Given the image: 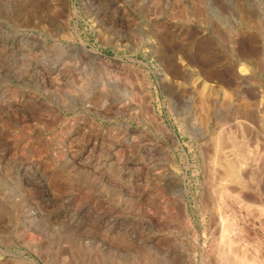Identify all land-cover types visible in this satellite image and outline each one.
<instances>
[{"label": "rangeland", "instance_id": "obj_1", "mask_svg": "<svg viewBox=\"0 0 264 264\" xmlns=\"http://www.w3.org/2000/svg\"><path fill=\"white\" fill-rule=\"evenodd\" d=\"M225 261L264 264V0H0V264Z\"/></svg>", "mask_w": 264, "mask_h": 264}, {"label": "bare ground", "instance_id": "obj_2", "mask_svg": "<svg viewBox=\"0 0 264 264\" xmlns=\"http://www.w3.org/2000/svg\"><path fill=\"white\" fill-rule=\"evenodd\" d=\"M218 165V164H217ZM227 166V165H226ZM222 167V166H221ZM229 171V170H228ZM231 171H233V170H231ZM230 177H231V175H229ZM230 180H232V179H230ZM226 259V258H225ZM224 260V259H223ZM221 261V260H220ZM225 263H226V261H225ZM227 264V263H226Z\"/></svg>", "mask_w": 264, "mask_h": 264}]
</instances>
